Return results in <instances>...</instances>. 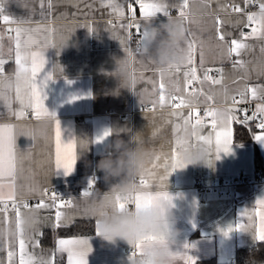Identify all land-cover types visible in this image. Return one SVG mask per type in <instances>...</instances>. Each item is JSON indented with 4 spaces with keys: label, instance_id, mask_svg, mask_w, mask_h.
<instances>
[{
    "label": "crops",
    "instance_id": "0c3cea01",
    "mask_svg": "<svg viewBox=\"0 0 264 264\" xmlns=\"http://www.w3.org/2000/svg\"><path fill=\"white\" fill-rule=\"evenodd\" d=\"M123 2V0H121ZM178 3L179 0H172ZM21 0H5L7 13L14 18L30 19L32 23L26 25L35 28L39 25H50L55 28V32L40 34L37 38L41 44L51 45L53 42L56 48L51 46L44 48L43 53L48 60L45 66L47 71H52L57 65L59 69L53 76V80L48 82L44 90L46 99L43 103L50 111L57 113V117L62 125V139L66 142L76 138L77 151H81L80 140L87 139L90 143L87 151L79 154L75 170L71 175H64L63 170L57 175H53L54 158H55V128L50 122L36 121L34 111L29 110L27 118L24 120H16L11 116H7V108L3 102H0V116L6 119H0V123L11 122L27 124L36 129L37 135L35 140L28 137L20 136L17 139L18 152L24 157L18 164V174L16 180V193L18 200H31V206H35L39 201V197L31 196L27 193L29 185L35 186L38 190L43 187H55L59 193L68 198H72L79 205L83 214L77 213L71 216L69 223L62 227L74 224L76 221H88L93 224L94 232L91 234L63 236L56 235L57 239H88L92 251L87 256L88 264H133L129 260L131 254V246L125 241L109 242L95 232L96 219L85 210L86 201L98 200L102 194L109 190L110 184L105 180V174L97 168L98 162L112 154L114 149L111 147L116 138L117 133L113 130H119L120 138L126 142L131 141L133 137L140 136L144 140V145L149 148L152 153L150 162L154 156L160 154L163 163V157L171 154V146L174 147L175 139L178 133L175 131L176 123H179L177 117H169V109L167 107L152 110L151 100L156 97L151 93V85L147 84L149 78L157 79L158 75L153 76L151 71H145L144 81L138 82L136 85L137 92L123 86V77L117 75L118 61L125 58L124 45L120 44L118 39H114L112 35L110 20L114 24L121 23L120 20L114 18L110 8H104L101 0H64L63 3L56 4L47 20L41 16L39 4L30 5L35 7V12H29L25 8L19 6ZM199 0H191V23H186V40L195 38L199 42H203L204 67L216 68L223 67L226 83L230 90L238 87L233 84V80H239V77L245 73L240 70L234 71L230 61L225 60L221 63V56L216 49L215 40L211 39L213 32L211 25L204 23L203 19L197 12ZM79 4V9L76 5ZM91 5V7H88ZM249 11H258L254 5H242ZM138 9V6H137ZM172 15L178 16V11L173 9ZM137 18L140 19L139 9ZM167 18L160 16L157 24L166 22ZM88 22L91 27L96 29L95 33H90L87 28L80 27L81 24ZM15 25H5L0 20V37H2L3 45L10 49L0 58L5 60L4 74L13 76L16 71L15 65V40L14 32H9V28ZM249 29L245 31L250 32ZM115 31L123 37V31L119 28ZM229 31H233L229 27ZM235 34V33H234ZM186 40L184 46L186 44ZM130 44V42H129ZM34 51H41L39 46L33 48ZM261 54L259 45L252 52H245L243 59L257 63ZM140 63L135 67L140 69L147 65L148 60L138 56ZM197 64H199V50L197 53ZM159 66V65H156ZM148 67H151L148 65ZM128 69H125L126 77ZM201 73L203 69L200 70ZM212 71V72H213ZM212 72L210 75H212ZM217 75V73H216ZM249 75L252 84L264 83V79L257 77L256 72L249 66ZM42 77V73L38 74ZM172 77L171 73H165L166 82ZM71 81V83H69ZM41 79V83H42ZM212 86L209 82L203 84L205 91L209 88H218ZM147 88L148 91L143 89ZM234 94V93H233ZM14 95V93H12ZM80 97V99H73ZM144 104L141 105L140 101ZM249 102L253 104L255 111L257 101ZM151 105V108H147ZM214 106L216 108H224L226 105L222 102L219 92L216 94L215 104L207 102L201 97L199 110L200 119L205 122V127L200 129L203 135H209L213 132L210 118L205 117L204 111L207 107ZM13 108L17 104L12 105ZM237 109L244 108L243 104L236 105ZM179 111L188 112V109ZM252 112L248 111L251 115ZM238 117L242 118L244 113L237 112ZM152 117V119H149ZM195 115L193 116V122ZM171 121V122H169ZM249 120L247 122H250ZM234 121L232 128V152L225 154L220 153V159L214 160V155H209L208 159H213V164L188 165L183 169H177L171 174L168 180V186L164 189L173 196H176L174 203L176 207L173 209L176 227L180 230V236L174 250L179 248L183 250L184 244H195L196 247L190 250V254L202 259L214 258L219 264H234L236 252L238 248L250 247L258 243L251 233L232 232L225 236L221 229L226 228L229 224L241 221V212L245 213L243 217L244 223L250 224L257 231L261 227V215H264V205H259L257 200L264 198V183H257V167L255 164V154L258 151L262 157L264 168V143L257 141L254 137L264 135V129L257 127L253 133L252 140L238 142L235 140V127L239 123H247ZM257 118L255 125L259 124ZM127 129V131H120ZM106 130H112V135L108 136L101 142H96L98 137L103 136ZM155 133V135H153ZM183 133H179L182 135ZM193 146H203V143L197 144L192 140ZM28 153L31 155L28 156ZM87 162H91V165ZM150 162L147 165L150 166ZM239 170H244L250 178V183L233 184ZM95 177L96 187L91 197L85 198L82 192L87 189L89 181ZM195 177H200L207 186L216 185L219 181L229 182L225 185L209 192L199 194L193 186ZM138 179V176L136 177ZM10 189L5 188L3 191L7 193ZM223 192V194H220ZM182 194L183 198H180ZM69 214L73 213L72 209H66ZM55 210H40L41 216H54ZM11 217V213H9ZM251 217V219H250ZM195 225V226H194ZM8 227L7 224L3 225ZM60 227V228H62ZM59 228H52L45 225L41 231H55ZM38 238H42L38 237ZM57 245H43L39 248L29 251L33 252L37 257L43 255L46 259L53 258L54 264L57 253ZM67 260V252H63ZM5 253L0 252V258ZM136 259V258H135ZM196 261V263H197ZM175 264H185L183 259H177Z\"/></svg>",
    "mask_w": 264,
    "mask_h": 264
},
{
    "label": "snow or ice",
    "instance_id": "6c2138e0",
    "mask_svg": "<svg viewBox=\"0 0 264 264\" xmlns=\"http://www.w3.org/2000/svg\"><path fill=\"white\" fill-rule=\"evenodd\" d=\"M64 0H21L19 6L25 8L30 13L35 12L34 5L39 4L41 16L47 20L48 15L54 9L56 4L63 3ZM258 6V11H249L242 5ZM101 5L104 8H110L111 14L121 23L114 24L111 20L108 22L111 25V31L114 39H118L120 44L124 45L126 56L118 61L116 74L128 69V75L123 83V86L137 92L136 85L138 82L144 81L145 71H151L153 76L158 75L157 79L149 78L147 84L151 85V93L156 99L151 100L152 110L156 108L169 109V117H177L180 121L175 125V131L178 133L175 139L174 147L171 146V154L163 157V163H160L162 156L157 154L150 162L143 173L135 180V184L141 189L135 193L132 198L120 200L117 196L115 204L106 208H101L95 216L96 225L95 232H99V219L101 216L108 215L112 212H125L136 210L139 212L142 209H147L157 202H164L173 209L176 207L174 201L177 198L164 189L168 186V180L172 173L177 169L187 167L186 162L182 157V152L189 147H192V140L197 144L203 143L207 146L209 155H214V160L220 159V153L232 152V128L234 121L247 122L259 118L258 128L264 129V83L252 84L249 81V66L256 72L257 77L264 79V0H199L197 6L198 14L204 18L203 22L211 25L215 40L216 49L221 56V63L225 60L230 61L234 71L240 70L245 74L239 77V80H233V84L238 87L230 90L224 75L223 67L215 69L217 75H210L213 71L211 68L204 67V52L203 42H199L195 38L186 40L183 47L185 53L182 63H170L166 66H156V64L148 60L147 65L140 69L135 65L140 63L138 56L140 55V43L147 36L145 25L153 23L158 28H165L169 20L174 16L172 10L178 11V18L184 25L191 23V0H179L178 3L172 0H101ZM137 6L141 18H137ZM79 9V4L76 5ZM91 7V5H88ZM7 13L5 0H0V20L5 25H15L14 28H9L8 31L14 32L15 40V65L16 71L13 76L4 74L5 60L0 58V102H3L7 108V116H11L16 120H24L27 118L29 110L34 111L36 121L50 122L55 128V158L53 175H57L60 170H63L64 175H71L75 170L79 154L82 152V147H87V142L80 140L81 151H77V140L73 138L68 142L62 139V125L57 117V113L50 111L43 103L46 99L44 90L56 70L62 73L59 65L52 71H47L45 66L48 64L43 49L51 46L56 48L53 42L51 45L41 44L37 38L40 34L49 32L54 33L55 28L50 25H37L35 28L28 27L32 21L25 18H14ZM160 16L166 17L164 23L157 24ZM87 28L90 33H95L96 29L91 27L88 22L80 25ZM229 27L234 30L229 31ZM123 31V37L115 31V29ZM251 29L250 32L245 29ZM139 37L136 45V50L133 52L129 46L132 40L133 31ZM235 33V34H234ZM2 39V37H0ZM257 44L261 57L257 63L243 59L245 52H252ZM39 46L41 51H34L33 48ZM199 50V64H197V53ZM150 65L151 67H148ZM201 69H203L201 73ZM42 73V77L38 74ZM165 73H171L172 77L166 82ZM42 79V83H41ZM209 82L212 86L218 88H209L205 91L203 84ZM71 83V81H69ZM148 91L147 88L143 89ZM219 92L222 102L226 105L224 108H216L214 106L207 107L204 115L211 120L213 132L209 135H203L200 129L204 128L205 122L200 119L199 104L201 97L207 102L215 104L216 94ZM14 93V95H12ZM234 93V94H233ZM80 99V97H73ZM252 101H257L256 109L248 114L245 108L237 109L235 106L246 104ZM17 104L13 108V104ZM141 105L144 101H140ZM188 109V112L179 111ZM243 112L242 118L238 117L237 112ZM195 120L193 122V116ZM0 119L6 117L0 116ZM152 119V117H149ZM171 122V121H169ZM120 131H127L121 129ZM179 133H183L179 135ZM191 133V134H190ZM36 129L27 124H16L11 122L0 123V252L5 253L3 258H0V264H54L53 258L46 259L43 255L37 257L32 249L39 248L43 236L41 229L45 225H50L52 228H60L69 223L71 216L77 213L83 214L79 205L72 198L65 199L56 191H49L47 187L39 190L29 185L27 193L31 196L39 197L38 203L31 206L28 201L18 200L16 193V180L18 174V164L24 158L18 152L17 139L20 136L28 137L30 140L36 139ZM112 135V130H106L103 136L98 137L96 142H101L108 136ZM155 135V133H153ZM257 141L264 143V135L254 137ZM137 143H143L142 137H135ZM31 154L28 153V156ZM213 159L209 158L207 164L211 166ZM96 187V178L93 177L86 190L82 192L85 198L93 195V190ZM119 184L110 185L109 190L101 196H107L110 193L116 192ZM10 190L5 193L3 189ZM180 198L182 194H180ZM259 205H264V198L257 200ZM55 210L54 216H41L40 210ZM66 209H72L73 213L69 214ZM11 213V217H9ZM31 214V219H28ZM241 221L229 224L226 228L221 229L225 236L232 232H247L259 241L264 242V215H261V227L257 231L250 224L244 223V212H241ZM251 219V217H250ZM7 224L8 227L3 225ZM195 226V225H194ZM166 234L155 233L145 237L131 247L130 261H135L139 255H143L145 246L167 243ZM57 251L67 252L68 264H88L87 256L92 251L91 244L88 239H57L55 241ZM172 245L173 256L177 259H183L185 264H196L197 258L190 254V250L196 247L195 244H184L183 250Z\"/></svg>",
    "mask_w": 264,
    "mask_h": 264
},
{
    "label": "clouds",
    "instance_id": "9594fccd",
    "mask_svg": "<svg viewBox=\"0 0 264 264\" xmlns=\"http://www.w3.org/2000/svg\"><path fill=\"white\" fill-rule=\"evenodd\" d=\"M147 36L140 43V56L153 61L156 65L166 66L170 63H182L185 53L183 51L186 40L184 24L173 17L163 29L153 23L145 25ZM10 51L0 39V55ZM123 83L126 73H121ZM111 147L114 152L102 158L96 165L105 174V180L110 184H119L116 192L110 193L103 199L86 201L85 210L91 215H97L101 208L109 207L117 201L132 198L141 189L135 184L136 177L145 171L151 160L152 153L143 143H137L135 137L126 142L120 138L119 130ZM191 134V133H190ZM83 141H89L85 138ZM82 147V151H87ZM182 157L188 165L207 164L208 149L203 146H192L182 152ZM89 166L91 162H87ZM28 219H31L29 214ZM100 236L109 242L125 241L131 247L145 237L163 233L168 238L167 243L145 246L143 255L138 256L133 264H175L172 245L177 243L180 230L176 227L173 208L164 202H157L153 206L125 212H112L99 219ZM0 231V235H3ZM245 264H264V260L256 259L252 254Z\"/></svg>",
    "mask_w": 264,
    "mask_h": 264
},
{
    "label": "trees",
    "instance_id": "16d2710c",
    "mask_svg": "<svg viewBox=\"0 0 264 264\" xmlns=\"http://www.w3.org/2000/svg\"><path fill=\"white\" fill-rule=\"evenodd\" d=\"M257 119L247 123L236 124L235 127V140L238 142L252 140L253 133L257 130L255 125ZM262 157L257 151L255 154V164L257 167L256 172H263ZM93 224L88 221H76L74 224L59 228L55 231L44 232L41 241L43 245L53 246L55 243L56 235L71 236L83 235L93 233ZM252 254L256 259L264 260V242H258L253 246L238 248L236 252V259L234 264H245L246 259ZM55 264H66V258L63 253H57L55 257ZM196 264H219L214 258L202 259L197 261Z\"/></svg>",
    "mask_w": 264,
    "mask_h": 264
},
{
    "label": "built area",
    "instance_id": "2783aa9c",
    "mask_svg": "<svg viewBox=\"0 0 264 264\" xmlns=\"http://www.w3.org/2000/svg\"><path fill=\"white\" fill-rule=\"evenodd\" d=\"M253 5H254L255 9H258V6L256 4H253ZM132 31H133V37H132V40L130 41L129 46L131 47L133 52H135L137 41H138L139 37L135 33L134 29ZM212 75L215 76L216 72L213 71ZM243 106H244L245 109H247L250 112L254 111L253 104L251 102L243 104ZM147 108H151V105H147ZM256 181H257V183H264V173L263 172L257 173ZM250 182L251 181H250V178L247 175V173L244 170H239L237 175H236V177L233 180V183H231L230 185L239 184V183H250ZM225 185H229V182L221 180L216 185L207 186V185H205L203 183V181H202V179L200 177H195L194 182H193V186H194L195 190L197 191V193H199V194H203V193L209 192L210 190H214L216 188H220V187H223ZM48 189H49L50 192L51 191H56L61 197L67 199V197L65 195H63L62 193H59L55 187H49ZM220 194H223V192H220ZM27 201H28L29 204L32 203L31 200H27Z\"/></svg>",
    "mask_w": 264,
    "mask_h": 264
}]
</instances>
